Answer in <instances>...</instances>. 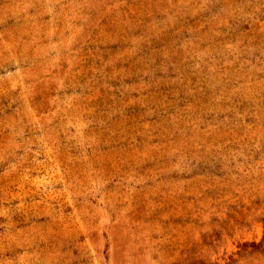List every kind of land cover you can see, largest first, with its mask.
<instances>
[{
    "label": "rangeland",
    "instance_id": "374dc122",
    "mask_svg": "<svg viewBox=\"0 0 264 264\" xmlns=\"http://www.w3.org/2000/svg\"><path fill=\"white\" fill-rule=\"evenodd\" d=\"M0 264H264V0H0Z\"/></svg>",
    "mask_w": 264,
    "mask_h": 264
}]
</instances>
